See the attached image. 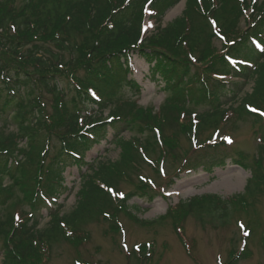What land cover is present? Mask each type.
Instances as JSON below:
<instances>
[{
  "label": "trees",
  "instance_id": "1",
  "mask_svg": "<svg viewBox=\"0 0 264 264\" xmlns=\"http://www.w3.org/2000/svg\"><path fill=\"white\" fill-rule=\"evenodd\" d=\"M180 1L0 0V206L16 191L22 194L7 216L0 215V264H47L55 243L64 238L76 245L90 240L81 226L100 218L113 233L120 231L121 214L154 225L158 220L136 217L131 208H140L129 205L136 196L150 195L151 188L141 181L124 198H116L109 187L118 188L132 173L138 178L142 153L156 155L157 162L174 157L179 135L190 142L194 123L200 137L219 123L252 117L258 126L257 155L235 160L251 171V178L243 194L228 199L197 196L170 208L159 220L171 218L187 244L181 227L185 216L193 215L203 225L225 226L240 206L248 208L249 198L264 194V119L247 110L248 104L264 107V0H187L183 14L162 27L166 12ZM147 4L159 24L151 35L142 31ZM241 20L247 21L245 29L239 27ZM216 28L226 37L221 52L212 46ZM256 40L261 50L256 51ZM134 54L167 79L172 95L159 110L139 107L136 99L125 100L117 91L133 70ZM247 58L253 65L248 74L252 90L236 107L224 108L221 97L231 91L225 77L245 75L234 60ZM125 85L139 87L132 80ZM190 102H204L209 109L199 114L187 109ZM90 103L94 111H86ZM192 113H197V122ZM12 124L17 130L7 131ZM110 128L117 138L134 132L119 159L86 162L84 151L101 143ZM72 164L86 167L76 205L64 214L59 206L47 207L50 220L40 229L37 211L46 205L42 195L62 192L64 167ZM142 247L139 259H150ZM247 249L240 254L233 250L227 264L247 258Z\"/></svg>",
  "mask_w": 264,
  "mask_h": 264
},
{
  "label": "rangeland",
  "instance_id": "2",
  "mask_svg": "<svg viewBox=\"0 0 264 264\" xmlns=\"http://www.w3.org/2000/svg\"><path fill=\"white\" fill-rule=\"evenodd\" d=\"M21 2L22 0H19L18 4ZM186 3L187 0H181L168 10L161 26L164 27L181 16L186 9ZM174 11L175 13H173ZM145 20V28L154 32L157 24L152 20L149 21L146 18ZM246 24L247 21L241 20L239 27L245 29ZM150 32L146 34L151 35ZM214 34L212 46L221 52L225 48L226 38H221L219 30L214 31ZM134 55L135 70L133 74L124 78L123 86L117 90L119 95H124L125 100L134 101L136 99L138 106L142 108L159 109L165 106L166 100L172 95V92L168 90L167 79L160 78L153 72L150 74L149 65L137 54ZM247 72L250 73L249 70ZM129 80H132L135 86L140 87L134 90L129 87L130 85H125ZM237 80L231 81L235 84H230L231 95L221 97L224 108L236 107L241 98L252 90L253 80L244 85L238 83L240 81ZM134 81L138 83H134ZM63 85L66 86V82L63 81ZM186 105L187 109L196 110L200 114L209 109V106L204 102H190ZM3 121L4 119H0V128L3 126ZM6 129L14 132L17 130L15 124L7 126ZM257 129L258 126L253 122V118L247 116L229 123H219L218 128L211 127L200 134L199 143L212 140L217 132L219 136L215 138L219 141H226L223 136H230L233 142L228 148L204 146L202 149L196 150L192 148L189 138L179 135L181 139L176 154L171 159L168 158L162 171L154 169L146 162H140L138 165L140 173L144 175L145 181L150 182V185L143 184L139 177L137 178L138 173H132L131 180H123L117 185L125 194L132 192L140 184L147 188L153 187L154 190L150 189V195L141 194V196L131 199L129 203H135L141 208L136 213L138 218L152 222L158 220L154 225H144L136 221L134 217L120 215L119 219L122 222L123 230L113 233L109 227L110 224L103 218H100L99 221L88 222L81 228L89 232L90 240L83 239L81 244L76 245L64 238L61 242L55 243L48 264H141L142 261L138 256L142 254L138 252L140 248L138 245L146 243H151L150 246H147V250L152 254L151 256L147 254V256L153 259L151 262L143 264H226L232 259V251L236 249L241 252L239 248L243 246V228L238 223H243L252 230V234L247 240V250L250 249L251 255L247 258L237 259L234 264H264L263 193L258 194L252 200L249 198L248 208L240 206V211L225 226L215 227L211 223L203 225L193 215L185 216L181 227L187 238V245L182 243L171 218L159 220L167 214L170 207L180 206V201L187 202L196 196L215 194L231 197L243 194L252 173L235 160L242 155L251 160L257 155ZM132 134L134 132L127 131L117 138L114 129L110 128L101 143L84 151V158L87 162L97 159V162L118 160L124 143ZM215 138L213 143L216 141ZM150 156L154 159L158 158L156 155L150 154ZM185 159L186 161H184ZM204 162L207 164L203 165ZM194 165L195 167H193ZM189 168L192 169L189 170ZM85 169L86 167L81 170L77 164L64 167V185L67 189L61 195L59 193L61 198L58 206L61 214L71 212L75 207L82 184L80 181L81 172ZM8 183L9 179L5 178V184ZM19 194L20 192L16 191L13 198L0 206L2 218L12 211L15 201L22 196ZM22 204L26 210L31 209L26 202H21L19 205ZM37 218L39 228H45L50 220L47 209L38 210ZM136 250L137 253H135ZM77 260L79 263L76 262Z\"/></svg>",
  "mask_w": 264,
  "mask_h": 264
},
{
  "label": "snow or ice",
  "instance_id": "3",
  "mask_svg": "<svg viewBox=\"0 0 264 264\" xmlns=\"http://www.w3.org/2000/svg\"><path fill=\"white\" fill-rule=\"evenodd\" d=\"M217 35H219V33H217ZM253 111H256V109H253ZM224 139H225V140H228V142H229V143H231V142H232V141L230 140V138H229V137H224ZM142 179H143V178H142ZM109 192H113V189H111V188H110V189H109ZM114 194H115V193H114ZM119 195H122V193H121V194H119ZM106 215H107V213H106Z\"/></svg>",
  "mask_w": 264,
  "mask_h": 264
},
{
  "label": "bare ground",
  "instance_id": "4",
  "mask_svg": "<svg viewBox=\"0 0 264 264\" xmlns=\"http://www.w3.org/2000/svg\"><path fill=\"white\" fill-rule=\"evenodd\" d=\"M173 13H175V11ZM173 13H171V14H173Z\"/></svg>",
  "mask_w": 264,
  "mask_h": 264
}]
</instances>
